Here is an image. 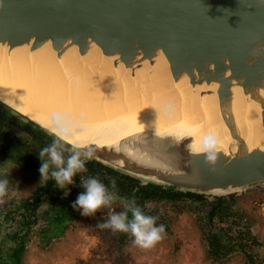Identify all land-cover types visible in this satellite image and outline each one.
I'll use <instances>...</instances> for the list:
<instances>
[{
    "label": "water",
    "instance_id": "95a60500",
    "mask_svg": "<svg viewBox=\"0 0 264 264\" xmlns=\"http://www.w3.org/2000/svg\"><path fill=\"white\" fill-rule=\"evenodd\" d=\"M0 45L7 55L49 45L57 59L72 47L86 57L96 46L130 76L144 62L165 59L174 81L187 77L202 87L199 96H216L225 148L197 151L191 137L152 132L123 141L131 152L121 144L79 147L2 99L0 108L141 184L210 196L264 184V0H0ZM236 88L259 110L260 145L243 138Z\"/></svg>",
    "mask_w": 264,
    "mask_h": 264
},
{
    "label": "bare ground",
    "instance_id": "6f19581e",
    "mask_svg": "<svg viewBox=\"0 0 264 264\" xmlns=\"http://www.w3.org/2000/svg\"><path fill=\"white\" fill-rule=\"evenodd\" d=\"M98 47L86 57L72 47L61 59L49 45L6 54L0 45V99L69 143L121 147L138 133L191 137L194 150L225 148L214 95L199 96L187 77L174 81L168 62L142 63L133 75L111 65ZM234 112L251 147L263 141L259 110L235 89ZM252 127V129H250Z\"/></svg>",
    "mask_w": 264,
    "mask_h": 264
},
{
    "label": "rangeland",
    "instance_id": "374dc122",
    "mask_svg": "<svg viewBox=\"0 0 264 264\" xmlns=\"http://www.w3.org/2000/svg\"><path fill=\"white\" fill-rule=\"evenodd\" d=\"M8 132L17 134L11 128ZM0 151V178L9 180L7 194L0 204V257L15 245L14 232L24 225L22 222L36 218L23 237L20 264H251L247 254L264 258V184L235 193L237 196L224 204L220 216L212 219H209L212 206L209 202L215 196L203 195L205 203L187 197L175 201L153 198L137 201L146 215L157 217V225L165 226L163 239L144 249L133 244L130 233L118 235L110 229L96 227L98 221L107 220L113 211L124 210L128 197L116 195V201L94 218L83 217L73 209V201L83 192L75 186L67 187L70 205L65 210L60 209L66 206L65 189L59 187L43 195L35 212L19 208L41 183L40 174L31 167L27 170L15 164L10 154ZM66 211L68 215L58 219L63 229H53L55 217ZM245 228L256 237L258 244L246 242L244 246L221 249L215 254L207 242L208 235L216 233L220 236L219 245L228 241L234 244V238H239V232H245ZM19 229L21 234L24 228Z\"/></svg>",
    "mask_w": 264,
    "mask_h": 264
},
{
    "label": "clouds",
    "instance_id": "9594fccd",
    "mask_svg": "<svg viewBox=\"0 0 264 264\" xmlns=\"http://www.w3.org/2000/svg\"><path fill=\"white\" fill-rule=\"evenodd\" d=\"M69 151L71 154L65 158L61 146L53 142L39 152L42 161L38 169L39 182L54 180L57 187L65 189V194H67L68 185L74 183V177L79 173L87 172L86 162L92 158L90 152H81L75 147ZM209 159H214V157H209ZM8 184L7 177L0 179V203L7 194ZM81 186L84 191L77 195L72 207L78 210L83 217L94 218L98 212L110 206L117 199L116 194L110 192L96 177H88ZM129 212L131 219L128 216ZM156 220L157 217L146 215L133 197L126 200L124 210L113 211L107 220L98 221L96 227L110 229L113 233H130L134 245L148 249L161 241L165 233V226L157 225Z\"/></svg>",
    "mask_w": 264,
    "mask_h": 264
},
{
    "label": "trees",
    "instance_id": "16d2710c",
    "mask_svg": "<svg viewBox=\"0 0 264 264\" xmlns=\"http://www.w3.org/2000/svg\"><path fill=\"white\" fill-rule=\"evenodd\" d=\"M7 115L12 120L18 122L16 119H14L8 113H7ZM24 126H27V125H24ZM28 127H31V126H28ZM34 129H35L34 134L37 137H42V140H43V143L41 141L39 143V145H45V144L50 145L53 142H55L58 145H60L61 148L63 149V154H64L65 158H67V156L71 154V152L69 150L72 148L68 147L67 145H65L61 142H59L58 140H56L52 136L48 135L44 131H42L38 128H34ZM39 134H40V136H39ZM86 168H87V172L79 173L77 176L74 177L75 182L79 181L81 175H83V177L85 179H87L88 177H96L106 187H110L113 190H115V192H117V194H119L121 191L124 193H127L126 196L130 199L134 197L136 202L137 201H144V200L149 199V198H153L156 200L168 199V200L175 201L176 199H180L183 197L191 198L193 200H198V201L203 202V203L206 202V200L203 199L204 198L203 194H198V193L189 192V191H187V192L178 191V190H175L171 187L165 188V187H162L160 185H156V184H152V183H148L145 185H139L138 179L133 178L129 175L123 174L121 172H118V171H116L110 167H107V166L101 164L100 162H97L94 160L86 162ZM54 183H55L54 180L49 179L47 182H45L37 190V193L46 192L51 186H53ZM113 185H114V187H113ZM134 186L136 187V189H135V191H132ZM39 190H41V192H39ZM236 196L237 195L235 193H233V194L227 195L226 197H222V196L213 197L212 202H209V204L212 203V206L209 209V219H212L216 215L220 216V212L223 211L222 209L224 207V204L225 203L228 204V203L232 202ZM128 216H129V219H131V213L130 212H129ZM120 234L121 233H118V235H120ZM239 234H240V236H239L240 240H239V238H234V244H232L230 241H228L225 244L219 245L217 238L220 236H219V234H216V233H210L208 235L207 242H208L210 247L214 248L213 251L215 252V254L220 253L221 249L230 250V249H232V247L235 248L237 246H244V244L246 242L249 243L250 245H253V243H257V244L259 243L257 241L256 237L252 236V233L248 229H246L245 232H243V233L240 231ZM241 236H243V238H241ZM221 239H223V238H221ZM211 251H212V248H211ZM21 254H22V243L19 242L16 245H14L13 248H11V250L8 251L3 258L0 257V264H20ZM246 256L248 258V262H250L251 264H264V258H262L260 256H257V255L253 256L252 254H247Z\"/></svg>",
    "mask_w": 264,
    "mask_h": 264
},
{
    "label": "flooded vegetation",
    "instance_id": "af4514ba",
    "mask_svg": "<svg viewBox=\"0 0 264 264\" xmlns=\"http://www.w3.org/2000/svg\"><path fill=\"white\" fill-rule=\"evenodd\" d=\"M8 128H11L17 134L9 133ZM34 130L35 129L32 127L19 125L18 122L12 120L7 115V113L0 108V150L10 154L11 159L14 160L13 162L15 164L17 163L19 166H21L22 168L27 169V170H29L31 167L32 170H36V172L38 174H40L38 169L41 166L42 161L39 157V152L42 148H44L48 145L47 144L39 145V143L41 141L43 143V140H42V137H37L34 134L35 133ZM39 136H40V134H39ZM0 153H1V151H0ZM0 179H3V178H0ZM85 180L86 179L83 177V175H81L78 182L74 181V183L71 185H68V187L69 186H75L78 190H80V192H81V189L84 191L81 184ZM44 183L38 184L35 187L31 196L24 199L21 202L20 206H18V207L19 208L23 207V209L26 211L35 212L39 208V203H40L43 195L48 193L52 188L57 187L54 183L53 186H51L46 192L42 193L41 190H39V192H41V193H37V190ZM138 183H139V185H145V184H141L139 181H138ZM107 188L110 192H114L117 196H123L124 198H127V196H126L127 193H124L121 191L119 194H117V192H115V190H113L112 188H110V187H107ZM135 189H136V187L134 186L132 191H135ZM69 195L70 194H66V198L63 199V202L66 206L62 205L60 207L61 210H65L66 207L68 205H70L69 198H68ZM127 199H130V198H127ZM136 203H138V202H136ZM66 215H68V211L62 213V215H60V216L57 215L55 217L56 225L54 224L53 229H56V230H60V229L62 230L63 229V225H62L60 220L58 221V219L64 218V217H66ZM35 220H36V218H34L31 221L33 222ZM32 222H30V220H26L25 222H22L24 225L19 227V228H24L22 230L21 234H19V232H20L19 228L14 232L13 237L17 240L15 245L19 242L22 243V253L24 250L23 237H25V235H27L28 229H30ZM7 252L8 251H6L5 254ZM21 256H22V254H21ZM20 262H21V259H20Z\"/></svg>",
    "mask_w": 264,
    "mask_h": 264
}]
</instances>
